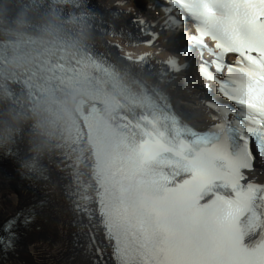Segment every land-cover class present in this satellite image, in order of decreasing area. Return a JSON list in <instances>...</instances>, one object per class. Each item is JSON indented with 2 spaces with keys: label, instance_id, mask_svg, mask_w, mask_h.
<instances>
[{
  "label": "snow or ice",
  "instance_id": "6c2138e0",
  "mask_svg": "<svg viewBox=\"0 0 264 264\" xmlns=\"http://www.w3.org/2000/svg\"><path fill=\"white\" fill-rule=\"evenodd\" d=\"M170 3L195 22L191 40L201 57L204 50L214 57L201 64V76L216 82L236 108L209 101L219 123L197 130L165 94L135 91L126 74L88 54L83 65L64 71L91 81L98 96L118 100L121 139L103 165L94 162L96 210L88 207L89 197L75 210L90 222L98 213L115 264H264V183L246 175L257 156L264 159V0ZM229 54L234 63L226 62ZM167 64L176 72L184 67L175 58ZM97 111L85 115L82 138L94 128ZM17 219L5 225L4 250L15 247ZM33 219L30 211L22 223Z\"/></svg>",
  "mask_w": 264,
  "mask_h": 264
},
{
  "label": "clouds",
  "instance_id": "9594fccd",
  "mask_svg": "<svg viewBox=\"0 0 264 264\" xmlns=\"http://www.w3.org/2000/svg\"><path fill=\"white\" fill-rule=\"evenodd\" d=\"M100 19L87 0H0V153L22 143V175L41 178L56 156L83 157L84 117L99 97L64 70L86 62Z\"/></svg>",
  "mask_w": 264,
  "mask_h": 264
},
{
  "label": "bare ground",
  "instance_id": "6f19581e",
  "mask_svg": "<svg viewBox=\"0 0 264 264\" xmlns=\"http://www.w3.org/2000/svg\"><path fill=\"white\" fill-rule=\"evenodd\" d=\"M141 7V0H87V8L101 16L96 26V38L92 48L103 50L113 57L110 52L114 51L107 42L120 41L128 34L138 38L142 32L135 30L133 20L136 19ZM148 15L155 18L158 12L155 10ZM111 33L114 34L113 37ZM173 36L168 33L165 38L172 39ZM127 51L134 52L136 49L129 48ZM166 57V55L156 57L148 70L137 69L139 71L136 72L124 67L122 73L138 87L149 89L152 93L155 90L165 94L168 102H171L187 120L210 127L213 119L209 111L199 104L201 96L195 77L192 76V80H188L185 74L167 75L161 68V63ZM150 71H153V76H149ZM18 147L21 148V152L13 153L15 156L11 164L15 176L22 175L18 171L17 154L23 153L24 146L21 143ZM0 155L4 154L0 153ZM69 165L70 163L64 162L60 156L53 157L47 164L44 175L49 177V181L44 184L41 191L46 194L50 203L45 206L36 221L41 231L37 232L32 227L23 239L26 244L0 264H29L31 258L34 259L31 264H92L88 254L93 252V246L97 247L100 244L101 238L94 222L84 221L81 217L72 214L71 206L74 204L75 196L82 197L84 194L77 195L74 168H69ZM27 196L31 194L24 187L15 185L14 179L0 182V224L9 218L20 200ZM44 227H48V230H43ZM87 233L94 236V241L93 238L92 242L87 238ZM76 238L86 241L87 253L84 252L83 247L75 244ZM37 248L40 250L37 251ZM24 252L26 253L24 256L18 257Z\"/></svg>",
  "mask_w": 264,
  "mask_h": 264
},
{
  "label": "rangeland",
  "instance_id": "374dc122",
  "mask_svg": "<svg viewBox=\"0 0 264 264\" xmlns=\"http://www.w3.org/2000/svg\"><path fill=\"white\" fill-rule=\"evenodd\" d=\"M188 117H189V116H188ZM47 228H48V227H47ZM47 228L44 227L43 230H48ZM36 250L39 251L40 249L37 248ZM25 254H26L25 252H24V253H21V255H19L18 257H22V256H24ZM33 261H34V259L31 258V259L29 260V264H31ZM9 262H10V261H9ZM11 264H12V263H11Z\"/></svg>",
  "mask_w": 264,
  "mask_h": 264
}]
</instances>
